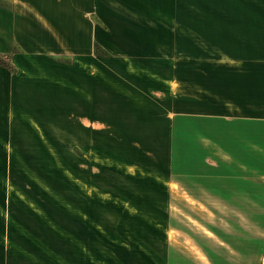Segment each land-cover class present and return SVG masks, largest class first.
<instances>
[{"label": "rangeland", "instance_id": "1", "mask_svg": "<svg viewBox=\"0 0 264 264\" xmlns=\"http://www.w3.org/2000/svg\"><path fill=\"white\" fill-rule=\"evenodd\" d=\"M96 1L101 77L71 67L68 84L38 89L37 105H0V204L10 194L120 202L89 227L109 235L92 264H217L198 230L210 238L220 222L229 238L231 217L240 234L247 211L253 236L264 225V83L245 69L237 85L219 34L264 53V0ZM248 190L254 201L236 195ZM250 250L234 264H251Z\"/></svg>", "mask_w": 264, "mask_h": 264}, {"label": "crops", "instance_id": "2", "mask_svg": "<svg viewBox=\"0 0 264 264\" xmlns=\"http://www.w3.org/2000/svg\"><path fill=\"white\" fill-rule=\"evenodd\" d=\"M97 3L96 0L92 4L91 0H0V56H6L11 65L8 69L0 64V105L8 106L9 111L18 106L37 105L43 97L37 96L38 89L43 91L46 85L55 82L68 84L71 67L84 68L101 77L99 68L103 54L95 52V45L103 47L100 29L104 24L102 21L96 26L88 16ZM257 6L262 7L264 3ZM219 34L224 39L222 55L228 58L225 69L236 75L245 69L260 71V77H254V84L264 83V53L253 49L255 41L232 36L233 42L229 43L230 34L226 29ZM55 56H69L70 62H59ZM239 80L237 85L243 86L244 79ZM84 83L95 92L96 84ZM204 90L206 94L208 89ZM234 192L215 191L231 197H235ZM236 195L246 201L255 199V193L249 190L236 191ZM62 198L3 196L0 204V264H92V254L108 247L103 242L109 239L108 233L96 227L93 232L89 227L94 221L102 225L100 216L119 215V209L124 206L120 202L111 204L88 198L67 197L64 199L70 202H64ZM216 208L215 204L214 211ZM247 212L240 234L234 231L231 217L225 224L229 238H220L217 234L215 229L220 228V222L212 223L214 230L210 238L198 230L196 244L201 254H206L217 264H234L236 255L237 262H245L246 252L251 248L248 262L264 264V225L260 235L253 236ZM205 224L201 227L208 230ZM236 241L239 249H235ZM204 244L210 247L207 253Z\"/></svg>", "mask_w": 264, "mask_h": 264}, {"label": "trees", "instance_id": "3", "mask_svg": "<svg viewBox=\"0 0 264 264\" xmlns=\"http://www.w3.org/2000/svg\"><path fill=\"white\" fill-rule=\"evenodd\" d=\"M95 52L97 54H102L99 51V45L98 44L95 45ZM4 57L5 56H0V64L4 65V66H6V68L10 69L11 65L8 63L7 59H5L6 57L5 58Z\"/></svg>", "mask_w": 264, "mask_h": 264}]
</instances>
